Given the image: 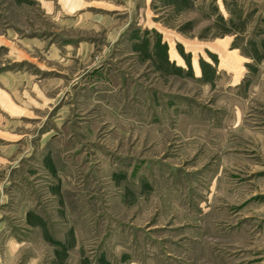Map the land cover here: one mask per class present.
<instances>
[{"label": "rangeland", "instance_id": "rangeland-1", "mask_svg": "<svg viewBox=\"0 0 264 264\" xmlns=\"http://www.w3.org/2000/svg\"><path fill=\"white\" fill-rule=\"evenodd\" d=\"M0 264H264V0H0Z\"/></svg>", "mask_w": 264, "mask_h": 264}, {"label": "crops", "instance_id": "crops-1", "mask_svg": "<svg viewBox=\"0 0 264 264\" xmlns=\"http://www.w3.org/2000/svg\"><path fill=\"white\" fill-rule=\"evenodd\" d=\"M10 244V246H11V248L13 249V250H18L22 245H18V244H15V242L13 241V242H10L9 243ZM13 252H15V251H13Z\"/></svg>", "mask_w": 264, "mask_h": 264}]
</instances>
